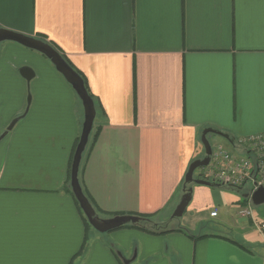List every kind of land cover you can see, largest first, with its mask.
<instances>
[{"label": "crops", "instance_id": "crops-1", "mask_svg": "<svg viewBox=\"0 0 264 264\" xmlns=\"http://www.w3.org/2000/svg\"><path fill=\"white\" fill-rule=\"evenodd\" d=\"M0 28L43 35L81 74L95 117L78 178L96 214L168 229L86 225L68 180L82 101L45 55L5 40L0 264H264V221H239L238 237L198 229L252 203L246 189L188 183L191 220L169 226L203 129L233 148L264 131V0H0Z\"/></svg>", "mask_w": 264, "mask_h": 264}, {"label": "water", "instance_id": "water-1", "mask_svg": "<svg viewBox=\"0 0 264 264\" xmlns=\"http://www.w3.org/2000/svg\"><path fill=\"white\" fill-rule=\"evenodd\" d=\"M10 40L20 43L28 48L34 49L45 55L50 62L54 65L56 70L70 83L76 94L82 101L84 108V120L82 123L81 132L76 144L70 167V187L75 199L77 200L84 216L87 218L89 224L99 232H106L126 224H138L141 218L138 215L119 214L108 218L99 217L90 201L84 194L80 181L78 178L79 166L82 158L83 151L87 145L90 132L92 130L93 121L95 117V106L92 98L88 94L82 77L80 74L64 59V57L48 42L41 40L37 37L25 35L13 30L0 28V42ZM20 74L26 79L30 80L34 74L32 68L29 66H22L19 69ZM30 96L27 101L29 102ZM19 117H15L5 128L2 136L11 130ZM215 134L229 139L228 135L220 130L214 128H205L201 133V143L204 147V156L195 158L190 162L184 177L183 194L179 202L172 212L173 217H179L183 214L190 198L191 187H187L188 183H198L209 185L210 181L194 177L195 169L207 165L211 153V145L208 141V136ZM248 196V194L246 195ZM250 201L254 205L264 203V186L258 187L250 195Z\"/></svg>", "mask_w": 264, "mask_h": 264}, {"label": "built area", "instance_id": "built-area-1", "mask_svg": "<svg viewBox=\"0 0 264 264\" xmlns=\"http://www.w3.org/2000/svg\"><path fill=\"white\" fill-rule=\"evenodd\" d=\"M234 145L243 151L237 154L222 144L211 145L207 165L197 174L201 179L211 180L222 186L239 187L247 185L248 195L258 187L264 186V131L235 140ZM216 210L210 215L215 216ZM243 217L253 219L251 209L243 207L238 211ZM258 225V223H257ZM264 228V224H259Z\"/></svg>", "mask_w": 264, "mask_h": 264}, {"label": "rangeland", "instance_id": "rangeland-1", "mask_svg": "<svg viewBox=\"0 0 264 264\" xmlns=\"http://www.w3.org/2000/svg\"><path fill=\"white\" fill-rule=\"evenodd\" d=\"M7 125H6V127H7ZM212 137H216V136H211L209 138V141H210V143H211V145L213 147L216 143L214 142ZM219 138H220L219 140H221L227 148L231 149V151H233V152H235L237 154H242V152L239 150V148H233L223 138H221L220 136H219ZM198 149H199V153H198L199 156L203 157L204 156V148L202 147L201 143L199 144ZM201 168L202 167H199V168L195 169L194 176H196L198 174V171ZM248 188H249V185H247L243 189L247 190ZM236 195L238 196V194H236ZM245 206H247V207H249L251 209L253 219L256 221V223H259L261 220L264 221V203H261V204H258V205H254L252 203H250V204H240L238 202H234V204L231 206V208L228 211H226V212L224 211L225 213L222 216V217H224L223 226H225V228L223 226L217 227V226L212 224V225H210V227L208 225V226H205V227H200V228L198 227V229H202L203 231L214 230L216 232H220V231L221 232H227V234H230L232 236H237L238 237L239 235L235 232V229L233 227H236V225H237V223L239 221H245V220L250 219L248 217H243V216H240L238 214V210H240L241 208H243ZM181 217H183V218H181ZM188 218H189V220H191L190 217L187 216V214H183L182 216L175 217L169 222V226H176V225H178L179 221H181V219L186 221ZM181 224L184 226V223H181Z\"/></svg>", "mask_w": 264, "mask_h": 264}, {"label": "trees", "instance_id": "trees-1", "mask_svg": "<svg viewBox=\"0 0 264 264\" xmlns=\"http://www.w3.org/2000/svg\"><path fill=\"white\" fill-rule=\"evenodd\" d=\"M37 38H39V39H41V40H44V41H46V42H48L49 44H51L63 57H64V59L69 63V61L65 58V56H64V53H62L58 48H57V46L54 44V43H52V42H49L48 40H46L45 39V37L43 36V35H37L36 36ZM70 64V63H69ZM77 71V70H76ZM78 72V71H77ZM79 73V72H78ZM80 74V73H79ZM80 76H81V74H80ZM84 85H85V82H84ZM85 88H86V85H85ZM87 89V88H86ZM88 91V90H87ZM88 94H89V92H88ZM90 95V94H89ZM90 97H91V95H90ZM95 135H96V132L94 133V136L93 137H95ZM90 137V136H89ZM90 139V138H89ZM77 142H78V138H77V141H76V144H77ZM88 143H89V141H88ZM88 143H87V145H88ZM70 165H71V162H70ZM196 178H200L199 176H196ZM201 179V178H200ZM68 180H70L69 178H68ZM208 181H210V184H213V185H219L218 183H216V182H214V181H211V180H208ZM183 183H184V181H183ZM232 188H234V189H240L239 187H232ZM83 190V189H82ZM77 201V200H76ZM78 203V202H77ZM138 216L141 218V220H140V222L138 223V224H130V225H133V226H136V227H140V228H142V229H144V230H146V231H149V232H152V233H161V232H165V231H167L168 229H166V228H164V225H161V224H158V223H155L154 221H153V219L151 218V215H148V214H138ZM83 219H84V221H85V223H86V225H90L89 224V222H88V220H87V218L83 215Z\"/></svg>", "mask_w": 264, "mask_h": 264}]
</instances>
